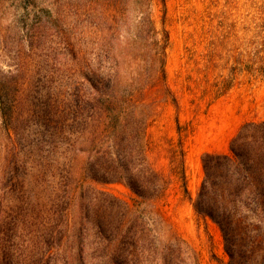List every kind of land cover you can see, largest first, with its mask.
Segmentation results:
<instances>
[{"label": "rangeland", "instance_id": "rangeland-1", "mask_svg": "<svg viewBox=\"0 0 264 264\" xmlns=\"http://www.w3.org/2000/svg\"><path fill=\"white\" fill-rule=\"evenodd\" d=\"M255 5L0 0V264H226L218 225L191 201L204 154L264 119ZM98 94L140 100L144 153L168 180L160 199L93 179Z\"/></svg>", "mask_w": 264, "mask_h": 264}, {"label": "trees", "instance_id": "trees-1", "mask_svg": "<svg viewBox=\"0 0 264 264\" xmlns=\"http://www.w3.org/2000/svg\"><path fill=\"white\" fill-rule=\"evenodd\" d=\"M252 1L256 17L251 29L259 39L255 59L261 74L264 0ZM92 99L97 104L91 113L95 125L85 142L94 147L96 159L103 163L100 168H105L93 179L123 182L146 200L163 197L168 180L152 168L144 153L146 122L140 100L133 94H98ZM174 152L171 171L186 193L183 149ZM202 166L204 178L191 205L198 217L218 225L229 257L226 264H264V119L244 122L230 139L228 151L205 153Z\"/></svg>", "mask_w": 264, "mask_h": 264}]
</instances>
